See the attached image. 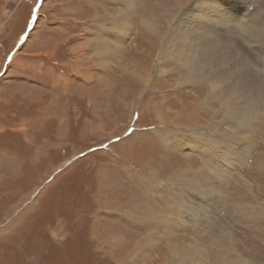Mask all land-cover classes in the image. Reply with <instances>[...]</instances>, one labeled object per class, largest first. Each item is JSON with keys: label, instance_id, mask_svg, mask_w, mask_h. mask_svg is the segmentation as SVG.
Returning <instances> with one entry per match:
<instances>
[{"label": "rangeland", "instance_id": "374dc122", "mask_svg": "<svg viewBox=\"0 0 264 264\" xmlns=\"http://www.w3.org/2000/svg\"><path fill=\"white\" fill-rule=\"evenodd\" d=\"M112 1L0 0V264H264V113L227 115L209 85L197 86L208 77L171 56L176 18L187 23L184 11L213 0ZM247 5L255 49L241 37L249 48H234L264 73V0ZM129 22L146 49L137 66L120 43L96 46ZM209 177L222 202L200 222L181 205L206 199L190 190ZM145 210L153 227L132 219Z\"/></svg>", "mask_w": 264, "mask_h": 264}, {"label": "bare ground", "instance_id": "6f19581e", "mask_svg": "<svg viewBox=\"0 0 264 264\" xmlns=\"http://www.w3.org/2000/svg\"><path fill=\"white\" fill-rule=\"evenodd\" d=\"M198 1L199 2L197 3L200 4L204 3L206 5V3H208L207 0ZM229 1L231 0H213L210 4L212 6H208V8L204 6L200 7V5L196 3L197 5H195L193 9H189V11H184L185 13H182L187 17L188 24L185 21H181L180 23H178L179 16L176 18L173 26H171L172 28H174V31L172 32L169 41L172 43V47L174 49V53L171 54L172 58L176 60L182 68H186L187 73L189 71L191 72L189 76H196L197 78L202 79L204 76L209 77L211 74H223V79L216 81V84H218L219 87H216L214 91V86L209 85L211 91L213 92V94H211L213 97H215V100H218L220 102L222 109L227 113V115H235L236 113V116H240L242 118V121L244 122L250 119L252 111L259 114L264 113V111L261 112V108L264 106V73L259 68L257 69V67H254L256 69L252 68L244 57V62L240 63L237 58L241 56V53L235 52V46L241 47L237 43V39L242 41V45L244 48L248 49L250 47L251 52L252 49H255L253 47V45L255 44H253L251 36H253L257 32L255 27L251 26L250 24L254 19V16L251 15L252 13L254 14L256 12H247L246 8L248 6V0H234L238 1V4L234 7L238 13L231 10H229L228 13V7L232 8V6L229 4ZM245 1L246 6L244 7V9H241ZM125 4L132 7H134L135 5L134 0H126ZM258 13L255 16H258ZM217 15H224L225 17H223L222 19L218 18ZM121 16L122 18H124L128 17L129 15L122 13ZM234 16L237 19L235 22L232 21ZM259 18L262 19L263 17ZM149 24L151 26V24L153 23ZM129 28H131V26ZM149 28L153 32L154 37H157V35L155 34L156 28ZM222 29H225L227 31L226 37H224V35L221 33ZM126 34H124V36L126 35L128 39L131 38V32H126ZM261 34L262 35H260L259 37L258 45L262 44L264 47V33ZM240 37L243 38V40L245 38L244 41L250 42L251 45H249L248 47L243 44V40L240 39ZM102 39H98L97 42H99V40L103 41ZM110 41L112 45H114H110L114 48V50L117 51L118 48L120 49V46L115 45L116 43H118L117 41L114 40L113 42L111 38L109 39V42ZM103 42L106 45H109L106 41ZM103 51L106 52L105 49ZM225 57L233 62V71H228L226 69V62L224 60ZM134 65L137 66V64ZM162 67L163 66H161L160 68ZM160 71V73L163 72L162 70ZM141 72V69H135L134 71H132V75L143 84V80L145 78L143 80L139 79L142 78ZM256 80H259L260 84H255L254 82H256ZM125 103L127 104V102ZM127 105L131 107L130 105L132 104L129 105L128 103ZM191 145L193 146V144ZM192 146H190V149L192 148ZM174 250L175 248L172 249V252Z\"/></svg>", "mask_w": 264, "mask_h": 264}, {"label": "snow or ice", "instance_id": "6c2138e0", "mask_svg": "<svg viewBox=\"0 0 264 264\" xmlns=\"http://www.w3.org/2000/svg\"><path fill=\"white\" fill-rule=\"evenodd\" d=\"M42 2V0H40ZM35 12L36 9L34 8L32 10V16L35 18ZM29 24H31V21H29ZM237 43L241 45V51L246 52L247 50L243 48L242 41L237 39ZM97 46L103 51L104 49L110 47V45H106L103 41H99L97 43ZM11 58L9 57V60ZM238 61L240 63L244 62L243 55L239 56ZM159 72V69L157 68L154 72V76L157 75ZM223 79V74H211L207 79L203 81L202 84H198V87H204L206 85H213V91L215 90L216 87H219L218 84H216L217 80ZM215 97L212 96L211 93H209L208 100L211 102ZM139 117V112L136 113V115L133 116V121L138 120ZM135 131L134 128H129L127 132H125V136H131V134ZM147 131V130H145ZM120 138L117 137V140ZM214 144H218L219 146L223 148H227L232 141L227 138H216L213 141ZM104 147H107V145H104ZM221 187L219 182L214 178V177H209L208 181L204 184L201 185H196L193 189L190 191H195L200 195H203L206 197V199H203L200 201L199 204L197 203H189L187 201L184 202L183 205H181L183 211L185 212L186 215L189 217L193 218L194 220H198L200 222H203L204 219H206L210 214L213 212H218L220 210V203L221 198L219 197V191H221ZM143 195V193H141ZM197 199L199 196L196 197ZM211 202L214 206L209 207L208 203ZM156 203H160L157 201ZM203 205V206H201ZM165 212L167 214H172L174 212V208L172 207L171 201L166 202L165 205ZM153 213L145 210V214L140 217H133L132 219L134 220L135 224L140 227H153L154 224L151 222L152 220ZM160 216H157V219H159ZM152 240V234L148 233L146 236L141 237L140 241V247H144L145 245L149 244Z\"/></svg>", "mask_w": 264, "mask_h": 264}, {"label": "crops", "instance_id": "0c3cea01", "mask_svg": "<svg viewBox=\"0 0 264 264\" xmlns=\"http://www.w3.org/2000/svg\"><path fill=\"white\" fill-rule=\"evenodd\" d=\"M106 1V3H109V4H115V1H112V0H105ZM99 3H101L102 4V2H101V0H100V2ZM139 3H142V0H140V2ZM137 6H140V5H137ZM137 16L136 15H133V16H129L127 19H126V21H129V20H131V19H134V18H136ZM130 24H128L127 23V25H126V27H125V29H126V31H115L116 29H114L112 32H109L108 33V35H111V36H113L114 35V40L115 41H117L118 43H120L121 44V46H123V51H124V49H126L127 51L130 49V53H129V55L130 54H132L131 55V57H129V62L131 61H133L135 64L136 63H141V62H144L145 61V55L143 54V53H141V51L142 50H146L145 49V47H142V44H139V45H135V42H136V39H137V37L140 35V32H139V28H136V27H134L133 25H132V23L131 22H129ZM131 26L132 28H129V27ZM127 27H128V29H127ZM125 32H128V33H133V36L132 35H130V37L131 38H127V37H125V36H123V38H124V40H126L127 42H123V40H118V38H116L115 39V35L116 34H122V33H125ZM130 40V43H128V41ZM115 45H119V44H115ZM135 45V46H134ZM111 46H114V45H111ZM149 47H150V45H148ZM123 53V52H122ZM113 54V53H112ZM128 57H123L121 60H126ZM119 59H120V57H119ZM129 62H128V64H129ZM130 65V64H129ZM120 67V66H119ZM125 66H122V68H124ZM127 68V67H126ZM132 67H129V69H131Z\"/></svg>", "mask_w": 264, "mask_h": 264}, {"label": "trees", "instance_id": "16d2710c", "mask_svg": "<svg viewBox=\"0 0 264 264\" xmlns=\"http://www.w3.org/2000/svg\"><path fill=\"white\" fill-rule=\"evenodd\" d=\"M26 25H27V24H25V26H26ZM3 60H4V59H3ZM0 61H1V59H0ZM3 64H4V61H3L2 65L0 66V68H2Z\"/></svg>", "mask_w": 264, "mask_h": 264}]
</instances>
